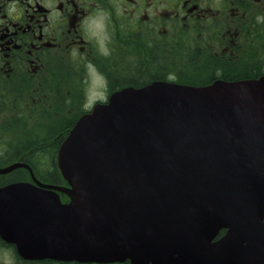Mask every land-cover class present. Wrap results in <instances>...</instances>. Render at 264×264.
Listing matches in <instances>:
<instances>
[{
    "label": "water",
    "instance_id": "obj_1",
    "mask_svg": "<svg viewBox=\"0 0 264 264\" xmlns=\"http://www.w3.org/2000/svg\"><path fill=\"white\" fill-rule=\"evenodd\" d=\"M58 165L70 188L0 168L35 182L0 188V237L22 259L264 264V78L116 92Z\"/></svg>",
    "mask_w": 264,
    "mask_h": 264
},
{
    "label": "flooded vegetation",
    "instance_id": "obj_2",
    "mask_svg": "<svg viewBox=\"0 0 264 264\" xmlns=\"http://www.w3.org/2000/svg\"><path fill=\"white\" fill-rule=\"evenodd\" d=\"M253 29L262 45L247 53L258 58L243 59L239 55ZM263 36L264 0H0V114L25 115L45 102L46 112L50 103L66 99L73 104L82 97L81 87L92 86L93 77L103 88V97L93 99L95 103L107 102L128 86L178 82L176 73L164 71L157 79L143 75V70L150 72L155 63L159 67L154 72L179 66L180 53L188 54L187 63L212 71L210 79L216 76V65L257 72L218 75L210 83L258 79L264 76ZM126 45L140 57L144 53L142 59L128 60L137 77L126 75ZM73 117L52 135L69 130ZM2 132L0 124V138Z\"/></svg>",
    "mask_w": 264,
    "mask_h": 264
},
{
    "label": "trees",
    "instance_id": "obj_3",
    "mask_svg": "<svg viewBox=\"0 0 264 264\" xmlns=\"http://www.w3.org/2000/svg\"><path fill=\"white\" fill-rule=\"evenodd\" d=\"M188 57L189 56L187 53L186 54L180 53L178 59L179 66L170 64L169 66H167L169 68L166 67L165 70L158 72H154L155 68L159 67V65L155 63L153 64L150 72L147 71L146 69L143 70V75L147 77L152 75L153 78L158 79V77H160L158 74H161L164 71L167 73L173 72L179 76V82L206 84V83H210V80L218 75H221V77H226L231 75L234 77H239L244 75L246 76L255 75L257 73L255 69H251V68L248 69L242 67L240 69V68H232L229 66L216 65L214 66V70L217 71L216 76L211 77L210 79L209 75L212 72L208 71L209 72V74L207 75L208 79L205 80L201 72V68H197L198 63L195 62L194 64L193 62L190 61L189 63H187ZM151 60L153 61V57L151 58ZM184 62L186 63V65H184ZM162 74L165 75V73ZM161 79H166V78L163 77ZM62 102H64V100H62ZM52 134H53V130L48 132V135L41 136L36 139L30 138L27 141L22 142L17 146H13L12 144L9 143V145H7V147L9 148L6 150L5 155H3L2 157L4 158V160L0 158L2 165L7 166L10 165L11 163L19 161L29 165L33 169L35 175L38 176L45 183H50L55 185H67V183L63 180L56 163L57 149L62 139H58L55 142H53L54 136ZM44 161L50 163L48 168L44 167L45 166ZM28 177H31L29 170L25 168H21L8 175L0 176V184H5L10 181L13 182L18 180H27ZM63 200L66 201L67 197L64 196ZM0 245L2 247H7L8 249L12 248L14 254L13 255L14 264H76V263H58L50 260L41 261V262L24 261L17 255V253L15 252L12 246L6 245L1 241V239H0Z\"/></svg>",
    "mask_w": 264,
    "mask_h": 264
},
{
    "label": "rangeland",
    "instance_id": "obj_4",
    "mask_svg": "<svg viewBox=\"0 0 264 264\" xmlns=\"http://www.w3.org/2000/svg\"><path fill=\"white\" fill-rule=\"evenodd\" d=\"M161 1H169V0H161ZM253 34L250 37L248 36L247 40L244 44V52L243 54L239 55L243 59H253L254 57L258 58L256 55L257 53H250L248 55L247 52L250 51L253 47L254 50H256V45H262V39L260 36H256L255 30L253 29ZM255 39V40H254ZM260 41H259V40ZM256 40H258V43H256ZM264 40V36H263ZM260 42V43H259ZM202 43V40H201ZM141 57H144V53H140ZM143 54V55H142ZM207 56V54L205 55ZM132 57H139L141 58L137 53H132V50L129 46L126 45V75H133L134 77L138 76V72H136L134 67H130L128 64V60ZM142 59V58H141ZM184 61V60H183ZM202 60L199 61V64ZM264 61V59H263ZM95 71L92 70V77L95 75ZM201 72L203 74V77H207L209 72L205 67L201 68ZM212 72V71H210ZM231 76H226L223 78H230ZM96 78L93 77V84L90 88L84 90L82 87L79 89L80 93L79 96H82L78 99V103L76 105L68 104L65 102H57V103H50V107L46 112L43 111V106H40L39 108H35V112H30L29 110L26 111L25 115H17L15 117H5L4 113L0 114V124L2 125L3 132L2 136L0 138V158L5 155L6 150L9 148L7 145L12 144L13 146H17L21 144L22 142L27 141L30 138H38L41 136L48 135V132L52 131L53 128L56 129L61 128L66 125L67 118L73 117L78 112V109L83 107L84 104L93 103V99L102 98L103 97V88L97 85ZM85 99H84V98ZM91 99V101H90ZM69 101V100H68ZM72 101V100H70ZM51 102V101H50ZM81 106V107H79ZM42 109V110H41ZM56 117H60V120H57ZM73 118H76L73 117ZM66 119V120H65ZM29 130V131H27ZM31 135H25L26 133H30ZM55 137H53L54 139ZM41 147V146H40ZM37 150V149H35ZM34 150V151H35ZM4 160V158H2ZM45 162V168L49 166L50 163ZM0 166L2 165L1 159H0ZM30 177H28L29 179ZM13 250L12 248L8 249L7 247H2L0 245V264H14V257H13Z\"/></svg>",
    "mask_w": 264,
    "mask_h": 264
}]
</instances>
